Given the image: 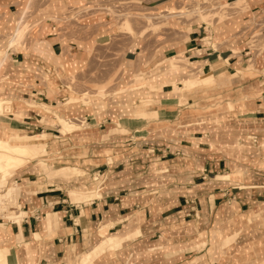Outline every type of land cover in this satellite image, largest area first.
<instances>
[{
	"label": "crops",
	"instance_id": "obj_1",
	"mask_svg": "<svg viewBox=\"0 0 264 264\" xmlns=\"http://www.w3.org/2000/svg\"><path fill=\"white\" fill-rule=\"evenodd\" d=\"M68 1L75 2L48 0L47 16L27 22L42 20L30 45L14 48L10 34L20 11L26 9L27 16L34 0H0V96L20 103L8 111L16 118L0 119V138L26 146L33 158L55 147L41 123L48 115L32 101L46 108L63 99L47 96L57 83L54 71L81 69L90 43L108 30L98 25L92 36L62 41L51 8ZM176 1L140 0L138 6L168 15L178 11ZM224 1L232 8L243 4L251 16L236 29L227 18L206 25L196 17L167 16L165 34L127 42L122 70L135 77H127L132 86L82 110H62L76 118L85 109L80 115L93 124L82 128L90 130L78 134L80 139L126 131L127 147L116 156L92 152L118 151L99 146L118 142L108 137L90 141L97 144L90 150L65 146L69 137L57 123L61 136H52L59 151L48 160L62 162L27 161L7 180L0 175V200L7 201L11 189L17 201L11 216L0 213V264H264V41L247 44L253 31L264 40V0ZM38 14L34 10L30 17ZM147 46L156 47L155 60L142 52L144 63L135 70ZM146 92L149 99L141 95ZM140 106L151 119L139 129L109 126L126 119L120 108ZM28 130L42 132H21ZM138 131L143 134L136 137ZM5 156L0 150V159Z\"/></svg>",
	"mask_w": 264,
	"mask_h": 264
},
{
	"label": "rangeland",
	"instance_id": "obj_2",
	"mask_svg": "<svg viewBox=\"0 0 264 264\" xmlns=\"http://www.w3.org/2000/svg\"><path fill=\"white\" fill-rule=\"evenodd\" d=\"M32 0H29L31 2ZM140 0H89L87 3H80V0H75V2L68 1V3H65L64 5H59L55 8H51L53 13L55 14V17H52L53 22L58 27L59 36L62 41H65L64 37L71 35L75 39L79 40L88 36H92L93 31L96 29L98 25H104V27H108V30L105 31V36L96 39L95 41H101L103 39V42H99L96 46L95 41L91 42L88 49H87V61L84 66L79 69L75 73H60L58 69L54 71L56 78V84L54 89H48L47 90V96H51L55 93H58L59 98L63 99H56L54 107H46L42 108L39 101H32L33 106L38 107L41 109V111H44V115H48V119L42 120L41 123L48 127L49 129L44 130L43 132L47 133L48 137L47 140L50 145H54L55 150L51 151L50 153H41L33 158L31 152H28L25 148H17L10 144L5 139H0V150L3 154L6 156L4 159H15L17 161L16 166H21L25 164L27 161L29 162L27 165L36 162L35 160H41L46 159L45 162H62L61 159H51L48 160V158H51L53 155L52 153L59 151V145L58 142H56L57 138H54L52 134H55L57 136H61L59 130L57 129V123L61 125L60 131L65 136L69 137V143H65V146L77 148L88 146V149L97 146V144H89L90 141H97L98 143L103 142L104 139H112L117 140L118 142L114 144H99V146H110L119 148V150H113V149H102L95 151L93 150V153H98L99 155H113L116 156V152H121V148L127 147L126 140L124 138L129 137L126 131L118 132L114 131L113 133L109 134L108 136L103 137H94L93 138H87V139H80L78 134L85 132L90 129H82L86 126H91V123H86L85 119L80 115V113H83L81 111L78 113L75 117H72L73 115H62V110L66 109L68 107H74L75 109L82 110L85 107H89L88 105L92 104L93 101L97 100H104L111 99L112 93L116 91V89H119L120 87H127V85L132 86V84H129V81H127V77H129V80L135 77L132 76H126L125 71L122 70V56L125 51V47L127 42L132 39L134 36H137V39H143L149 40V39H157L161 34H165L166 31L162 29V26L166 24V17L167 16H181L183 20H189L191 18H199L201 19L206 25H209L212 23L214 19L217 20H227L225 21H231L232 28L236 29L238 28L245 16L250 17L251 14L245 10V7L243 4L237 6L236 8H232L234 5L233 3L227 4L224 0H202L201 2H191V1H182V0H175L176 1V10L177 12H170L168 15H164L159 13V11L154 9H147L146 13L141 12V7H139L138 3ZM73 2V3H72ZM62 4V3H61ZM219 4L225 5L224 7ZM29 6V4H28ZM28 6L26 8H28ZM48 0H34V5L32 8H30L29 13L26 16L27 10L22 9L20 11V14L17 19V26L18 29V40L19 42L13 45L12 47L17 48L21 46L30 45V42L33 35V30L35 27H37L42 20L31 22L30 25L27 24V22L31 21L34 17L40 18L47 16V8H49ZM227 8V9H226ZM36 10L40 14L38 16H32L30 17L31 13ZM154 10V11H153ZM246 11V12H245ZM45 13V15H42ZM182 13V14H181ZM26 17V18H25ZM49 17V16H48ZM215 17V18H214ZM31 18V19H29ZM51 20V18H50ZM125 20L128 22L129 30H127V26L125 24ZM25 21L27 26L24 30ZM175 24V23H174ZM176 26V25H174ZM139 29H142L139 31ZM149 29L147 33H145V30ZM258 32L253 31L250 36H247V44L250 48L257 47L263 43V38L261 35H257ZM175 36V35H174ZM172 36V38L174 37ZM92 40V39H89ZM88 40V41H89ZM105 42V43H104ZM92 46V47H91ZM264 44L260 47L263 48ZM22 49V48H21ZM156 50V47H146L143 50H141L139 58H137V62L135 65V70L138 69V62L144 63V52L147 54V59H151L152 62L155 60L154 51ZM143 52V53H142ZM154 53V54H153ZM151 55V56H150ZM139 59L141 61H139ZM147 64V63H146ZM186 62H183L182 66H185ZM134 70V71H135ZM155 71V70H154ZM123 72V73H122ZM128 73V72H127ZM131 72H129L130 74ZM151 72H147L145 75H149ZM249 73V72H247ZM123 74V75H122ZM126 77V79H124ZM39 80H43L40 79ZM122 83H124L122 85ZM175 83V82H173ZM58 85V87H57ZM96 86H102L104 91L103 92H97L94 89ZM193 86V85H192ZM67 87V88H66ZM139 87V86H138ZM56 88V89H55ZM58 89V90H57ZM188 89V87L184 88ZM144 98L149 99V94L143 93L141 94ZM191 98V97H189ZM12 101L15 102V100H11L9 98H4L0 96V111L3 113L2 116H0V119H5L6 121H9L8 118L14 117L11 112V114L6 111L3 112L2 105L7 102ZM147 101V100H146ZM145 103V101H142ZM149 102V101H147ZM186 99L178 102L179 104H186ZM14 104V103H12ZM109 107V105H107ZM47 111V112H46ZM61 112V113H60ZM119 114L122 116L124 122L118 121L115 123H110L109 126L115 127L118 125L119 127H124L123 125H137V129H139V125L144 123V121H147L151 118L144 117V114L142 113V108H137L135 110H131L129 108H125L124 110L120 108ZM134 118V120H131ZM152 118H157L152 117ZM52 119V120H51ZM106 125V123H105ZM104 125V127H105ZM107 127V126H106ZM123 130V129H121ZM28 134H36L41 133L42 131L32 130L26 132L21 131ZM143 134V131L136 132V137ZM82 135V134H81ZM119 137V138H118ZM131 139H134L133 136H131ZM56 139V140H55ZM126 143V144H125ZM62 147V146H61ZM72 148V150H73ZM87 149V150H88ZM134 149V148H133ZM128 150H132L128 149ZM114 153V154H113ZM46 154L44 157L43 155ZM110 157L108 158V160ZM34 160V161H33ZM7 168V167H6ZM4 168L1 170L0 167V175L2 172L6 169ZM77 172H79L77 170ZM8 179V178H7ZM6 177L2 180H7ZM5 184V183H4ZM11 185H9L10 187ZM14 186V185H13ZM1 187V186H0ZM3 188H6V186H3ZM11 189L8 190V200L6 204L2 206V210L0 213L6 214L9 211H13V208H17V201L15 194L12 192ZM0 193H3L0 192ZM14 203V204H13ZM1 210V209H0ZM14 213V211H13ZM1 215V214H0ZM11 221H14V219H10ZM118 248V247H117ZM115 250V248L113 249Z\"/></svg>",
	"mask_w": 264,
	"mask_h": 264
},
{
	"label": "bare ground",
	"instance_id": "obj_3",
	"mask_svg": "<svg viewBox=\"0 0 264 264\" xmlns=\"http://www.w3.org/2000/svg\"><path fill=\"white\" fill-rule=\"evenodd\" d=\"M125 24H126V26H127V30H129V26H128V22L125 20ZM16 26H17V24H16ZM18 29H19V27H15V31L13 32V33H11L10 34V37H9V43H10V45H15L16 43H18L19 42V40H18ZM4 57V56H3ZM1 58L0 59V67H1V65H2V61L4 60V58ZM1 80V79H0ZM174 81V80H173ZM204 85H207V84H204ZM12 103H14V104H12ZM12 105H15V106H17V107H20V103L18 102V101H15V102H12V101H7V102H5L3 105H2V109H3V112H6V111H11V108H12ZM2 112L0 111V114H1ZM204 118V117H203ZM0 139H2V138H0ZM13 146H15V147H17V148H25L28 152H30V150L26 147V146H20V145H14V144H12ZM0 165H1V170H3L4 168H6L3 172H2V174H1V176H3V178H5L6 177V179L11 175V173H12V170L13 169H15V168H17V167H19V166H16L17 165V161L15 160V159H9V160H1L0 159ZM1 192V191H0ZM10 193H12V192H10ZM7 203V201L5 200V201H1L0 200V207L2 208V206L4 205V204H6ZM1 211V210H0ZM8 214V213H7ZM6 214V215H7ZM9 214H10V216L12 215V213L11 212H9ZM12 220L14 219V221H17V222H19V220H20V218H17V217H15V216H13L12 218H11ZM34 237L35 238H38V234H34Z\"/></svg>",
	"mask_w": 264,
	"mask_h": 264
}]
</instances>
